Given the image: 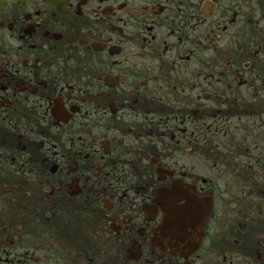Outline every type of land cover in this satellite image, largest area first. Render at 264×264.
<instances>
[{
  "label": "flooded vegetation",
  "instance_id": "flooded-vegetation-1",
  "mask_svg": "<svg viewBox=\"0 0 264 264\" xmlns=\"http://www.w3.org/2000/svg\"><path fill=\"white\" fill-rule=\"evenodd\" d=\"M0 264H264V0H0Z\"/></svg>",
  "mask_w": 264,
  "mask_h": 264
},
{
  "label": "rangeland",
  "instance_id": "rangeland-1",
  "mask_svg": "<svg viewBox=\"0 0 264 264\" xmlns=\"http://www.w3.org/2000/svg\"><path fill=\"white\" fill-rule=\"evenodd\" d=\"M259 215V212L258 211H255V216H258Z\"/></svg>",
  "mask_w": 264,
  "mask_h": 264
}]
</instances>
